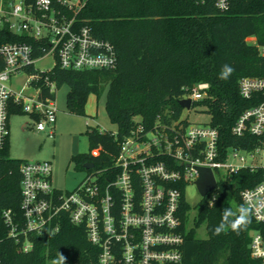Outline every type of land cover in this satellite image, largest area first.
<instances>
[{
    "label": "built area",
    "instance_id": "2783aa9c",
    "mask_svg": "<svg viewBox=\"0 0 264 264\" xmlns=\"http://www.w3.org/2000/svg\"><path fill=\"white\" fill-rule=\"evenodd\" d=\"M87 1L0 0V35L10 31L38 43L36 47L26 41H0V150L9 141V117L15 107L33 117L38 132L55 124L57 89L48 74L57 65L76 71L116 67L114 45L96 38L77 20ZM215 4L226 11L230 0H215ZM247 41L264 57V44L257 43L255 36ZM47 56L54 59L53 68L38 69L37 62ZM44 88L52 96L45 97ZM209 88V83L201 82L189 90L180 100H191V108L183 110L190 111L207 98ZM240 91L244 98L261 102L242 114L233 134L264 137V77L243 78ZM165 117L171 118L172 113ZM184 119L188 117L183 113L180 120L171 121L159 115L148 127L137 117L136 127L119 141L109 171L87 173L72 191L54 187L50 161L24 160L20 168L22 218L11 210L3 213L10 236L27 252L33 248L31 235L46 230L58 233L66 217L85 228L89 242L98 250L97 264H183L186 190L198 180V168H210L217 184L242 168H264L254 162L264 146L253 151L223 149L217 128L209 123L185 124ZM49 133L53 136L54 130ZM219 172L224 174L218 178ZM107 176L111 180H105ZM240 195L244 204L246 200L251 203L252 216L263 225L252 236L250 253L264 264V179Z\"/></svg>",
    "mask_w": 264,
    "mask_h": 264
},
{
    "label": "trees",
    "instance_id": "16d2710c",
    "mask_svg": "<svg viewBox=\"0 0 264 264\" xmlns=\"http://www.w3.org/2000/svg\"><path fill=\"white\" fill-rule=\"evenodd\" d=\"M77 20L96 38L114 45L116 67L76 71L57 65L48 74L49 79L56 82V89L69 87L67 106L71 113L78 114L84 112L89 93L108 87L105 106L117 131L115 135L89 127V152L73 155L76 168L88 174L96 169L109 171L119 141L136 127L137 117L148 127L159 115L166 121L180 120L183 108L179 100L201 82L209 83L208 96L195 105L204 106L210 115L209 124L218 129L220 146L244 151L264 146V137H239L232 132L242 114L261 102L260 98H244L240 81L264 77V57L247 41L255 36L257 43L264 44V0H230L226 11H220L215 0H88ZM0 41H26L38 46L33 39L10 31L0 35ZM224 64L234 68L227 80L219 79ZM43 95L52 96L45 88ZM12 112L22 111L15 107ZM169 112L172 117H165ZM23 161L9 155V141L0 150V264H51L60 252L70 263L97 264L98 250L89 242L85 228L75 226L66 217L58 233L46 230L31 235L33 248L27 252L10 236L3 213L11 210L22 218ZM86 163H93L94 168L85 169ZM263 179L264 168L258 167L242 168L219 181L216 191L200 201L194 219L197 227L206 224L205 239L197 238L195 229L188 228L191 205L185 201L183 264H260L252 258L250 244L263 225L252 214L250 223L239 234L229 230L217 236L213 229L221 221L223 208L235 210L232 201L236 209L244 204L241 191Z\"/></svg>",
    "mask_w": 264,
    "mask_h": 264
},
{
    "label": "rangeland",
    "instance_id": "374dc122",
    "mask_svg": "<svg viewBox=\"0 0 264 264\" xmlns=\"http://www.w3.org/2000/svg\"><path fill=\"white\" fill-rule=\"evenodd\" d=\"M55 61L47 56L37 62L36 67L40 70H50ZM19 79V78H18ZM16 80L19 83L20 80ZM68 86L56 90V105L58 108L55 124L46 131L38 132L34 128V119L27 113H11L9 117V155L27 161H50L52 163V183L54 187L61 190L72 191L85 178L87 171L76 168L72 161L73 155L89 152V140L87 130L89 127H99L110 132L117 131L106 110V97L108 87L98 92H91L87 95L83 113H71L67 106ZM183 116L196 124L210 122V115L205 112V107L194 105L188 111L183 110ZM54 135H50V130ZM248 162L251 158L247 157ZM254 162L264 165V151L256 154ZM224 173H217L219 178ZM216 191V190H215ZM214 191V192H215ZM186 198L191 205L189 227L195 229L197 238L205 239L208 236L206 224L196 226L194 219L198 214V207L202 196L194 182L189 183L186 190ZM233 207L236 209L234 202ZM66 264L70 263L69 260Z\"/></svg>",
    "mask_w": 264,
    "mask_h": 264
},
{
    "label": "clouds",
    "instance_id": "9594fccd",
    "mask_svg": "<svg viewBox=\"0 0 264 264\" xmlns=\"http://www.w3.org/2000/svg\"><path fill=\"white\" fill-rule=\"evenodd\" d=\"M234 68L229 64H224L219 74V79L227 80L230 78ZM252 213V205L249 201H245V204L240 205L237 209L233 210L231 207H225L221 213V221L213 229L214 235L226 234L231 230L237 234L241 230L247 227L250 223V217ZM67 257L60 252L56 259L51 261V264H66Z\"/></svg>",
    "mask_w": 264,
    "mask_h": 264
},
{
    "label": "water",
    "instance_id": "95a60500",
    "mask_svg": "<svg viewBox=\"0 0 264 264\" xmlns=\"http://www.w3.org/2000/svg\"><path fill=\"white\" fill-rule=\"evenodd\" d=\"M179 105L182 108H191V100L183 99L179 100ZM94 167L93 163H86L84 165L85 169H92ZM200 176L196 181V186L198 188L199 193L202 197H206L211 191L215 190L218 186L217 181L215 179L214 173L210 168L200 167L198 168Z\"/></svg>",
    "mask_w": 264,
    "mask_h": 264
}]
</instances>
